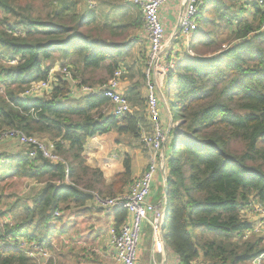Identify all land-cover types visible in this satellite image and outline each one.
Segmentation results:
<instances>
[{"label":"trees","instance_id":"16d2710c","mask_svg":"<svg viewBox=\"0 0 264 264\" xmlns=\"http://www.w3.org/2000/svg\"><path fill=\"white\" fill-rule=\"evenodd\" d=\"M41 1L38 6L34 0H0L5 89L0 132L17 130L50 141L62 162L40 155L30 159L16 149L0 152V177L30 181L37 188L27 201L0 210V217L12 220L5 236L0 235V264H39L8 246V237L24 236L56 255L52 241L67 233L65 222L72 214L88 210L93 194L114 197L131 183L128 156L123 172L109 185L99 169L86 165L83 152L89 138L110 133L140 138L136 114L111 115L102 96L71 97L60 74L49 95L21 97L57 65L68 68L82 86L105 83L133 56L138 42L133 32L141 33L143 25L137 8L127 0H94L93 7L88 0ZM237 4L251 6L252 20L236 21L228 14ZM199 15L189 40L193 55L185 51L166 76L181 118L174 131L182 135L170 132V146L179 139L166 156L164 238L182 264H251L264 247L239 238L249 228L239 210L251 199L264 204V33H257L263 14L255 0H207ZM223 37L229 42L225 48ZM141 55L146 62L145 52ZM137 87L130 90L128 102L137 96ZM112 218L118 227L126 212L118 210ZM79 254L78 264L102 260L85 250ZM47 264H54L53 259Z\"/></svg>","mask_w":264,"mask_h":264},{"label":"built area","instance_id":"2783aa9c","mask_svg":"<svg viewBox=\"0 0 264 264\" xmlns=\"http://www.w3.org/2000/svg\"><path fill=\"white\" fill-rule=\"evenodd\" d=\"M127 1L137 8L143 23L141 34L146 41L143 88L145 92V114L150 123V130L140 128L139 143L148 155V162L143 173L132 179L125 191L119 195L106 197L93 194L92 207L102 213L112 215L118 210L126 212V218L121 225L115 227L113 223L107 229L108 249L111 250L115 264H137L139 237L144 225H149L151 229L154 253L166 257L170 251L164 238V222L168 211L167 199L164 197L160 203H153L149 200L159 166L163 163V150L167 145H170V132L172 131L175 135L174 129L165 131L160 120V106L162 103L166 106L165 95L163 94L166 76L172 65L169 58L165 57L170 41L166 39L160 11L170 0ZM180 1L182 11L178 15L176 34L179 33V37L185 42V51L193 55L189 50V39L198 28L199 13L207 0ZM255 3L263 14L257 33H264V0H255ZM88 4L93 7L95 2L88 0ZM242 11L244 18H252L251 8L244 7ZM9 64H13V62H9ZM56 74H60L62 80L69 84L71 97L102 96L109 101L112 107L110 114L118 118L134 113L125 96L123 81L126 71L122 65L105 83L96 86L80 85L72 77L68 68L57 65L48 73L44 81L32 83L21 94V97L23 99H35L49 95L57 86ZM4 94L5 89L0 78V96ZM0 142L11 143L12 148L24 151L30 159H35L40 155L52 163L62 162V159L55 153L52 142L38 139L35 136H26L17 130L0 132ZM55 215L58 216L59 213H55ZM239 218L249 226L239 238L245 241L252 237L257 239L259 244H264V204L251 199L247 206L239 210ZM11 224L12 220L7 215L0 217L1 237L5 236V226ZM6 244L22 251L28 258L36 260L39 264L50 258L48 250L34 241H28L24 236L8 237ZM93 253L99 254L100 251L93 249ZM164 261L166 262L167 258H164ZM173 264H182L176 255ZM193 264H199V262ZM251 264H264V251L258 254L251 261Z\"/></svg>","mask_w":264,"mask_h":264},{"label":"rangeland","instance_id":"374dc122","mask_svg":"<svg viewBox=\"0 0 264 264\" xmlns=\"http://www.w3.org/2000/svg\"><path fill=\"white\" fill-rule=\"evenodd\" d=\"M38 6L41 5V0H34ZM94 1V0H93ZM171 2V3H170ZM170 4H166L164 6L163 11L161 12L163 18L168 19V14H171L173 17L175 16L176 13L179 12V5L181 4L180 0H172L170 1ZM179 2V3H178ZM131 5V4H130ZM134 7V6H132ZM240 6L238 4L234 7V9L230 8L228 11V14L230 16H233L236 14L237 9ZM168 11H167V10ZM239 11V10H238ZM138 11L136 10V13ZM241 15L236 14L234 18L236 21L241 20L239 18ZM169 20V19H168ZM161 22L164 25V22L161 18ZM165 26V25H164ZM233 31V26H230L228 28V35ZM133 36L137 37L138 42L137 45L134 46L133 48V56L131 58L125 59L123 61V67L127 73L125 76L127 77L128 81L133 84L134 82L137 83L138 87L137 89H134L133 95L137 94L134 98L132 97L133 100H131L132 106H136L134 114H144L145 112V93H144V88H143V80L141 78V73L143 72L144 69V59H142V55L144 54V51H146L145 43L146 41L144 40V37L142 34L137 31L133 32ZM166 39H169V35H166ZM224 40V45L222 48H225L229 45V42L226 41V38L223 37ZM226 41V42H225ZM228 42V44H227ZM231 43V42H230ZM186 47L183 44L182 39L179 37V33L175 35V38L170 42V45L165 53V57H168L171 64V69L174 67L176 64L175 62L178 60L179 56H183L185 53ZM176 52V55H175ZM187 52V51H186ZM170 69V70H171ZM174 89L171 87V90H169L168 86L166 85L163 90V94L165 95V100L166 104L168 107L171 109V115L173 118V121L178 122L181 120L178 109L176 107L175 101H174V96H173ZM163 102V101H162ZM179 138H176L175 140L172 141L171 143V148L173 149L176 146L177 140ZM138 141V140H137ZM139 142V141H138ZM171 142V140H170ZM142 147V146H141ZM9 149L8 152L11 150L13 151L14 149L11 147L10 144L0 142V152H3L5 150ZM237 150L240 149V147H236ZM11 181V182H10ZM162 176L160 171L157 172L156 174V182L155 186L153 187V197L152 201L160 200L162 192L164 191V183H162ZM25 182L22 180L16 179L13 180V178H7V180L0 179V210H8L17 200H22L25 202L28 199L32 197L31 195V188L28 189V191L25 190ZM165 192V191H164ZM164 196V193L163 195ZM89 206V211L87 214V211L81 212L77 211L74 214H72L65 224L67 225L68 231L66 234L56 236L53 239V250L56 252V255H54L52 252H49L50 258L48 259L49 261L53 259L54 264H66L68 261L71 262L72 264H78L81 261V254L84 252L85 253H93V249H97V251L101 250L99 248H102L103 246L98 245L96 246L93 244V241L95 238L100 239V243H103L101 241H104L106 239V233L108 223L112 221V218L109 214H104L101 211L91 208ZM90 214V217H87ZM85 217L83 218L82 216ZM87 215V216H86ZM75 217H80L81 220L77 219L75 220ZM108 221V222H107ZM77 234V236H76ZM254 237V236H253ZM251 238V239H250ZM256 238V237H255ZM249 240H257L252 237L248 238ZM238 238H236V241ZM152 233L149 225H144L141 232H140V237H139V245H138V251H141L140 258L138 260L137 257V264H151L150 263V249L152 245ZM68 245V246H67ZM73 245V246H72ZM94 245V246H93ZM76 246V247H74ZM66 247L71 250L74 247V252L69 251L66 249ZM260 247L263 248L264 244H260ZM103 250V249H102ZM67 256H64L65 253H69ZM47 260V261H48ZM78 260V262H76ZM47 261L43 262L42 264H47Z\"/></svg>","mask_w":264,"mask_h":264},{"label":"crops","instance_id":"0c3cea01","mask_svg":"<svg viewBox=\"0 0 264 264\" xmlns=\"http://www.w3.org/2000/svg\"><path fill=\"white\" fill-rule=\"evenodd\" d=\"M170 1H172V0H170ZM169 2H168V4L171 3V2L170 3ZM248 7L251 8V6H248ZM242 8H244V7H242ZM242 8H238L236 11V14L241 15L239 18L252 20V18H250V17L244 18V16H242V13H243V11H241ZM163 9H164V7L160 11V18H162V20L164 22V25H165L164 28H165L166 35H169V39L167 41L171 42L173 40V38H175V35H177L176 33H177V25H178V15L182 11V5L181 4L179 5V12L176 13L174 17L171 14H168L169 20L167 18L162 17L161 12L163 11ZM251 12H252V16H253V11H251ZM183 44L185 45L184 41H183ZM135 84H136L135 82L133 84H131V82L128 81L127 77L126 76L124 77L123 86H124V91H125L126 97H128V95L130 94V90L133 89ZM131 100H133V99H131ZM131 100H129L130 106L132 107L134 112H135V110L138 111L136 109V106H132ZM109 113H111V110L109 111ZM136 115L140 119L141 127L145 128L147 131H149L150 130V123L147 120L145 112H144V114H136ZM160 120H161L162 126H163L165 131H167L168 129H175L181 123V120H179L178 122L173 121V118L171 115V109L168 107L167 104L165 106L164 103H162L160 106ZM8 144L11 145V143H8ZM169 146L170 145H167L163 150V153H162L163 163L159 166V169H158V172L160 171L161 176H162V181H163L162 183H164V177L162 175L161 169L164 165V161L166 162V156L168 154ZM83 156L86 160V165L89 168L99 169L102 172V175H103V178L106 182V185L111 184V182L113 181L114 176L116 174L123 172V164H122L123 162L122 161H123V158L125 156H128L130 159V162H131L132 179L139 177L143 173V171L146 168L147 162H148L147 152L145 150H143V148L141 147L140 143L137 140H130L128 138H121V137H118V135L115 133H110V134H106V135H102V136H94L92 138H89L87 140L85 146H84ZM165 167H166V165H165ZM166 176H167V173H166ZM7 178H9V176L5 175V174H2L0 177V179H3V180H7ZM13 180H16V179H13ZM19 180H22L23 182H25V186H26L25 190L26 191H28V189L31 188L32 182L26 181L23 179H19ZM155 182H156V178H155L153 187L155 186ZM32 191H33V193L34 192L36 193L37 188H34L33 190H31V192ZM164 191H165V183H164ZM164 191L162 192V195L164 193V196L161 195L160 200L152 201L151 199H152L153 194H154V191L152 190V195L150 196V199H149L150 202L160 203L164 199V197H166ZM84 211H87V214H88L89 210H84ZM84 211H82V212H84ZM110 216L112 218L113 214ZM82 217L84 218L85 215ZM87 217H90V214ZM77 219L81 220V223H82V219H80V217H75V220H77ZM113 223L114 222H113V218H112V221H111V223L110 222L108 223V226L112 225ZM108 226H107V229H108ZM107 229H105L106 233H104V235H106V239L104 241H101L103 243H100V239L95 238L93 241V244L95 245V243H96V246H98V245L103 246L102 248H99L101 250H100V253L97 254L102 259L99 262L100 264H115L113 261V258H112L111 250L108 249ZM76 236H77V234H76ZM74 247H76V246H74ZM74 247L71 250H69L68 247H66V249L69 251H72L74 249ZM138 252H139L138 260H139L141 251H138ZM67 255H68V253L64 254V256H67ZM150 257H151L150 258L151 264H173L174 260H175V255L172 253L171 250L169 251V253L167 254L166 257L155 254L154 249H153V243H152L151 249H150ZM164 258L165 259L167 258L166 262L164 261ZM66 264H72V263L68 261Z\"/></svg>","mask_w":264,"mask_h":264},{"label":"water","instance_id":"95a60500","mask_svg":"<svg viewBox=\"0 0 264 264\" xmlns=\"http://www.w3.org/2000/svg\"><path fill=\"white\" fill-rule=\"evenodd\" d=\"M175 135L181 136L182 134L181 133H175ZM165 165H166V162L164 161V165L161 169L162 175L164 177V183H166V167H165ZM165 188H166V185H165ZM165 195H167L166 191H165Z\"/></svg>","mask_w":264,"mask_h":264}]
</instances>
